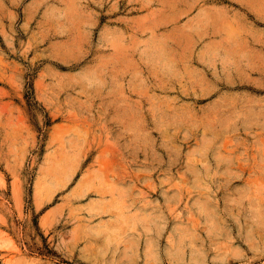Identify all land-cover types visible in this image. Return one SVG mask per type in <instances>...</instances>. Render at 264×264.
I'll return each mask as SVG.
<instances>
[{"label":"rangeland","instance_id":"rangeland-1","mask_svg":"<svg viewBox=\"0 0 264 264\" xmlns=\"http://www.w3.org/2000/svg\"><path fill=\"white\" fill-rule=\"evenodd\" d=\"M0 264H264V0H3Z\"/></svg>","mask_w":264,"mask_h":264},{"label":"bare ground","instance_id":"bare-ground-1","mask_svg":"<svg viewBox=\"0 0 264 264\" xmlns=\"http://www.w3.org/2000/svg\"><path fill=\"white\" fill-rule=\"evenodd\" d=\"M251 120H252V118H251ZM224 126V125H223ZM217 128V127H216ZM206 141H207V139H206ZM215 141V140H214ZM203 142V141H202ZM215 151V150H214ZM226 154V153H225ZM215 156V155H214ZM225 156V155H224ZM223 156H221V158H222ZM225 157H228V156H225ZM226 160V159H225ZM105 166V165H104ZM205 185V184H204ZM201 188V187H200ZM208 205V204H207ZM200 209V208H199ZM201 210V209H200ZM213 210V209H212ZM217 213V212H216ZM215 217V216H214ZM128 258V257H127Z\"/></svg>","mask_w":264,"mask_h":264},{"label":"crops","instance_id":"crops-1","mask_svg":"<svg viewBox=\"0 0 264 264\" xmlns=\"http://www.w3.org/2000/svg\"><path fill=\"white\" fill-rule=\"evenodd\" d=\"M2 2H3V0H0V6H2Z\"/></svg>","mask_w":264,"mask_h":264}]
</instances>
